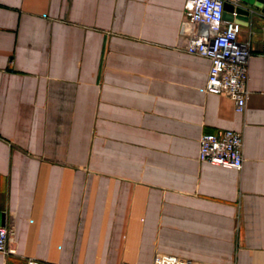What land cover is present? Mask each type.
I'll use <instances>...</instances> for the list:
<instances>
[{
    "label": "crops",
    "instance_id": "1",
    "mask_svg": "<svg viewBox=\"0 0 264 264\" xmlns=\"http://www.w3.org/2000/svg\"><path fill=\"white\" fill-rule=\"evenodd\" d=\"M187 0H0V224L10 263L264 264V13L244 112L206 92ZM244 134L242 170L200 162ZM0 264L5 256L0 253Z\"/></svg>",
    "mask_w": 264,
    "mask_h": 264
},
{
    "label": "built area",
    "instance_id": "2",
    "mask_svg": "<svg viewBox=\"0 0 264 264\" xmlns=\"http://www.w3.org/2000/svg\"><path fill=\"white\" fill-rule=\"evenodd\" d=\"M226 0H187L182 21L185 50L211 60L206 92L225 95L244 112L249 93L250 59L253 55L251 40H241V22L224 18ZM236 6L240 0H227ZM236 15V13H234ZM260 54L264 56V40ZM198 159L214 165L242 170L244 165V134L225 130L222 133L203 134L200 138ZM13 231L0 224V253L8 258L17 255L12 243ZM26 264H45L36 259H26ZM153 264H203L200 261L167 253H157Z\"/></svg>",
    "mask_w": 264,
    "mask_h": 264
},
{
    "label": "water",
    "instance_id": "3",
    "mask_svg": "<svg viewBox=\"0 0 264 264\" xmlns=\"http://www.w3.org/2000/svg\"><path fill=\"white\" fill-rule=\"evenodd\" d=\"M256 8L264 13V0H240V4L237 6L226 0L224 2V18L237 20L246 26L249 24L251 16L259 13Z\"/></svg>",
    "mask_w": 264,
    "mask_h": 264
}]
</instances>
